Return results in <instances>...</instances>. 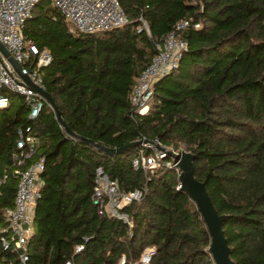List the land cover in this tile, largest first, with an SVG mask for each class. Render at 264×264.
I'll list each match as a JSON object with an SVG mask.
<instances>
[{
    "label": "trees",
    "instance_id": "1",
    "mask_svg": "<svg viewBox=\"0 0 264 264\" xmlns=\"http://www.w3.org/2000/svg\"><path fill=\"white\" fill-rule=\"evenodd\" d=\"M127 23L96 34L73 31L48 0H38L22 38L47 50L40 69L69 131L106 149L139 140L193 156L234 264H264V0H117ZM198 23L183 37L177 65L152 85L144 114L128 97L155 55V44L178 21ZM145 24L147 32L137 28ZM0 108V229L12 206L17 175L39 157L42 187L26 242L28 264H133L153 250L149 264H213L200 214L180 191L172 158L152 170L133 169L136 145L108 155L65 135L43 102L31 121L21 96ZM39 139L35 155L18 163L17 130ZM169 163L170 165H166ZM100 168L118 191L141 192L122 206L127 222L98 216L90 196ZM0 233V238L3 236ZM76 246L81 251L74 253ZM0 264H16L0 247Z\"/></svg>",
    "mask_w": 264,
    "mask_h": 264
},
{
    "label": "built area",
    "instance_id": "2",
    "mask_svg": "<svg viewBox=\"0 0 264 264\" xmlns=\"http://www.w3.org/2000/svg\"><path fill=\"white\" fill-rule=\"evenodd\" d=\"M49 6L56 10L70 28L79 34H96L124 26L127 17L117 0H48ZM38 0H0V44L9 53L14 62L22 68V73L36 86L43 89L40 69L50 62L49 52L37 50L22 38V28L30 18L31 11ZM198 23L189 19L176 22L164 37L155 44V55L148 66L141 72L128 97L129 104L136 113L144 114L152 95V85L159 78L173 69L187 42L183 34L188 29H196ZM147 28L144 23L137 32ZM29 69V72H26ZM23 98L28 119H34L40 112L43 101L29 89H26L19 77L12 71L5 59L0 56V108L8 104V94ZM40 142L36 133L25 127L17 130L16 150L20 151L18 163L35 155ZM163 152L155 150L151 157L145 158L140 151L131 160L133 169L141 167L152 170L157 165ZM166 165H170L166 163ZM173 167V165L169 166ZM43 171V158L39 157L17 175L12 206L2 211L5 227L0 229L4 235L0 238L2 251H10L15 256L16 264L27 263L26 242L31 232L33 209L42 187L40 173ZM2 180L0 179V186ZM141 192L134 190L127 194L118 191L117 183L110 181L100 168L95 170L94 185L90 196L98 216L108 214L123 222L127 217L119 213L125 204L140 199ZM76 246L74 253L81 251ZM153 250L145 249L139 260L133 264H149ZM63 264H71L69 261Z\"/></svg>",
    "mask_w": 264,
    "mask_h": 264
},
{
    "label": "water",
    "instance_id": "3",
    "mask_svg": "<svg viewBox=\"0 0 264 264\" xmlns=\"http://www.w3.org/2000/svg\"><path fill=\"white\" fill-rule=\"evenodd\" d=\"M0 56L5 59L6 63L12 69V71L19 77L26 89L31 90L37 94L41 100L46 103L50 110L54 114V118L61 126L63 132L69 138L76 140L81 143L88 144L94 148H98L102 152L112 155L115 153H120L128 147H133L136 145L152 146L158 152H163L164 149L159 146L154 141L139 140L130 143L129 145L119 148V149H106L94 144L92 141L82 138L73 132L69 131L68 128L63 123L58 109L53 103L50 96L41 88L34 85L26 75L22 73V68L16 62L13 61L9 53L5 48L0 44ZM26 72H29V69H26ZM32 121V119H29ZM173 160V170L177 171L178 186L177 188L182 191L189 200L194 204L197 212L200 214L202 223L204 224L208 237L209 245L207 252L210 255L213 264H234L229 259V248L226 245V241L223 237L221 230V224L224 219V216H219L215 212L212 204L209 200V197L203 187V184L197 181L193 177V156L189 153H186L183 150H179L177 153H167Z\"/></svg>",
    "mask_w": 264,
    "mask_h": 264
},
{
    "label": "rangeland",
    "instance_id": "4",
    "mask_svg": "<svg viewBox=\"0 0 264 264\" xmlns=\"http://www.w3.org/2000/svg\"><path fill=\"white\" fill-rule=\"evenodd\" d=\"M163 148V147H162ZM164 149V151L166 152V153H177L179 150H177V151H174V150H172L171 148H163ZM176 173H177V171H175Z\"/></svg>",
    "mask_w": 264,
    "mask_h": 264
}]
</instances>
